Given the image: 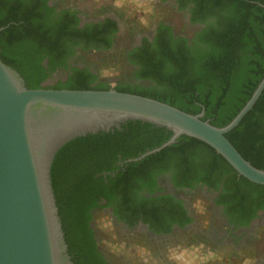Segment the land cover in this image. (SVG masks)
<instances>
[{
    "label": "trees",
    "instance_id": "trees-1",
    "mask_svg": "<svg viewBox=\"0 0 264 264\" xmlns=\"http://www.w3.org/2000/svg\"><path fill=\"white\" fill-rule=\"evenodd\" d=\"M177 2L179 10L193 3L191 24L201 22L200 28L183 36L174 31L176 16L166 17L153 37H144L139 46H134L133 37L126 48L117 50V24L112 19L81 26L77 10L59 11L48 0H0V29L6 27L0 32V58L31 89L57 77L48 88H114L191 114L204 108L205 120L225 126L264 77V0ZM108 55L113 57L106 61ZM105 68L120 77L107 78ZM172 135L166 127L128 120L109 130L71 137L55 151L50 183L73 264H123L122 255L114 254L116 243L113 250L103 238L122 231L135 237L130 232L139 219L158 235L171 233L173 223L182 228L198 223L188 217L185 202L173 195H155L156 187L147 185L153 170L175 169L177 189L196 188L188 177L194 168L213 189L224 177L223 194L216 203L226 206L224 213L232 224L239 222L237 214L242 225L248 224L256 209L264 207V185L239 176L212 146L186 135L116 171L119 155L121 160L139 157ZM226 137L246 160L264 170V90ZM108 208H113L114 217L106 222Z\"/></svg>",
    "mask_w": 264,
    "mask_h": 264
},
{
    "label": "water",
    "instance_id": "water-1",
    "mask_svg": "<svg viewBox=\"0 0 264 264\" xmlns=\"http://www.w3.org/2000/svg\"><path fill=\"white\" fill-rule=\"evenodd\" d=\"M48 83L28 88L20 73L0 58V264H73L49 169L59 146L79 134L109 130L128 120L151 122L173 135L131 161L160 152L186 135L212 146L239 176L264 185V170L246 160L226 137L262 94L264 77L246 105L222 127L204 119V108L191 114L114 88L53 89Z\"/></svg>",
    "mask_w": 264,
    "mask_h": 264
},
{
    "label": "flooded vegetation",
    "instance_id": "flooded-vegetation-1",
    "mask_svg": "<svg viewBox=\"0 0 264 264\" xmlns=\"http://www.w3.org/2000/svg\"><path fill=\"white\" fill-rule=\"evenodd\" d=\"M161 3H167V5H161V3L157 2L154 6H151L152 14H148V21H151V25L146 29H139L140 28V21L139 19L144 17L142 14L141 16H137L134 13H130L128 17L126 14H123L121 17L120 15H113L111 13L106 12H95L91 10H85L80 5L76 3V1L73 0H48L49 6L56 7L58 6V10L62 9H70V10H77L78 17L81 26L89 23V22H104L107 19H112L117 24V33H116V47L114 49L122 50L123 48L127 47V44L131 41L133 37H135V45L139 46L141 45V41L144 37H153L158 24L165 20L166 17L172 18L173 16H176V18L173 20L178 23V26L174 29L176 33H183V36H185L186 32L190 35L192 32H194L196 29L201 27V22H196L191 24V13L190 10L193 7V3H187L185 8L182 10L178 9V2L177 0H160ZM183 20L181 19L182 16ZM127 17V19H126ZM123 18V20H122ZM124 20H126V24L128 25V30L126 31V27L124 25ZM187 22L186 28H184V23ZM177 25V24H176ZM175 26V25H174ZM125 38L121 41V39ZM123 42V43H122ZM54 81H57L58 78L54 77ZM66 78V77H65ZM53 80V79H51ZM49 81V80H48ZM48 81L46 83H48ZM45 83V84H46ZM52 84V83H50ZM47 84L48 86L50 85ZM122 155H119V161H117L116 166L117 170L120 171V168L125 167L128 162H134L131 161L130 158L128 160L122 159ZM195 162L199 163L198 158L193 159ZM162 162H170L169 159H164ZM199 168H194L193 173H189L188 177L190 181L196 185V188H190V187H182L177 189L174 185V173L175 169H167V170H153L148 178V184L150 186V189L152 187H156L158 190L155 195H173L176 199L181 200V202H185V206L187 208L188 217L193 219H198V216L202 212H207V214L204 215L207 218V226H208V232H206V235L211 238L215 242V244H224L225 240L228 238H232L233 244H231V247L233 246V249L239 253L242 254L243 251H245L247 254H254L255 255V264H264V207L263 208H257L253 218L249 221L248 224H241V216L237 214L238 223H231V220L228 218L229 216L224 213L226 206L225 205H217L216 200L220 198L223 194V184H224V177L217 183H219L218 189L214 187L212 188V183L207 180H200L201 177L199 176ZM115 174V172H112ZM102 175H108L107 172L102 173ZM106 178V177H105ZM160 193V194H158ZM108 200L105 199L104 203H107ZM202 203V204H200ZM205 203H207V208L202 207ZM104 214L107 216L106 222L108 219L114 217L113 216V208H108L104 210ZM228 216V217H227ZM204 218V219H205ZM219 224H215L217 222ZM192 223H187L185 227H180L178 224L173 223L172 224V232L181 230L185 231L184 229L192 228ZM196 225V223H194ZM125 225L124 223H121V226ZM194 225V226H195ZM134 229L130 232L133 233V236L141 235V234H148V235H154V236H166L171 233H160L154 234L149 229V225L144 223L142 219H139L137 224L134 225ZM194 229V227L192 228ZM255 229L258 231L255 232ZM190 230V229H188ZM132 236V235H131ZM255 236L258 239H255ZM254 241V245H249L248 240ZM248 241V242H247ZM256 244V246H255ZM257 248H261V250H256ZM243 250V251H242ZM242 251V252H240ZM256 251V252H255Z\"/></svg>",
    "mask_w": 264,
    "mask_h": 264
},
{
    "label": "rangeland",
    "instance_id": "rangeland-1",
    "mask_svg": "<svg viewBox=\"0 0 264 264\" xmlns=\"http://www.w3.org/2000/svg\"><path fill=\"white\" fill-rule=\"evenodd\" d=\"M76 1L85 10H91L95 12H106L113 15L123 14L128 15L134 13L140 18V28L146 29L151 25V21H148V14H152L151 6L161 3L160 0H73ZM161 5H167V3H161ZM126 17V19H127ZM123 20V18H122ZM126 31L128 25L124 20ZM123 42L126 41L122 37ZM122 42V43H123ZM113 56H106V61ZM116 57V56H114ZM104 76L110 79L112 72L105 70ZM115 73V77H120L121 74ZM121 73V72H120ZM53 81L49 80V84ZM202 204V203H200ZM205 213V214H204ZM207 212H202L198 216L194 229L188 228L185 231H175L166 236H154L147 234L137 235L135 237H129L125 235V231L118 234H113L110 238H103V242L111 248L116 243V252L114 254L122 255L123 264H255V255L247 254L243 251L242 254L237 253L233 246L232 238L225 240L224 244H215L211 238L206 235L208 232ZM205 218V219H204ZM215 224H219L218 221ZM258 230L255 229V232ZM123 238H122V237ZM255 239H258L255 236ZM249 241V242H248ZM249 245H254V241L248 240ZM256 246V244H255ZM108 248V249H109ZM261 250V248L256 249ZM240 251V252H242ZM110 252V249H109ZM256 252V251H255Z\"/></svg>",
    "mask_w": 264,
    "mask_h": 264
}]
</instances>
